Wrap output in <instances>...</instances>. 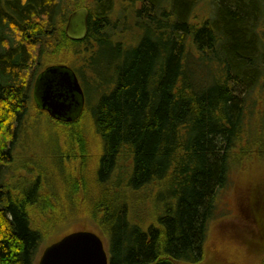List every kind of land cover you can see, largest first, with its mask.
Segmentation results:
<instances>
[{
    "label": "trees",
    "instance_id": "1",
    "mask_svg": "<svg viewBox=\"0 0 264 264\" xmlns=\"http://www.w3.org/2000/svg\"><path fill=\"white\" fill-rule=\"evenodd\" d=\"M69 1L0 0V264H35L45 237L81 223L106 237L110 264H201L218 191L251 149L239 142L250 101L263 94L264 0H132L146 27L132 44L108 21L119 0ZM84 7L89 34L72 40L68 16ZM60 49L74 62L49 65L89 68L105 86L87 87L71 123L33 98L44 57ZM34 112L73 128L71 140L88 118L92 167L72 152L59 175L34 173L18 151Z\"/></svg>",
    "mask_w": 264,
    "mask_h": 264
},
{
    "label": "rangeland",
    "instance_id": "2",
    "mask_svg": "<svg viewBox=\"0 0 264 264\" xmlns=\"http://www.w3.org/2000/svg\"><path fill=\"white\" fill-rule=\"evenodd\" d=\"M73 2L74 5L75 2L89 4V0H70L67 3L72 6L71 3ZM117 10L118 8L114 10L116 12L115 20H119ZM201 10L204 14V5H202ZM128 22L132 23L133 19L129 18ZM120 28L122 27L120 26ZM129 38L130 34H128L126 42L132 44L133 42H129ZM66 51V49H60L58 53L48 52L42 61L41 68H45L49 64L64 62L67 59L74 62V56L66 53ZM82 74L90 88H93V92L104 89L105 86L101 85V80H98V76L94 71L84 68ZM262 91L263 94L260 97L253 95L248 110L245 112L243 118L245 132L242 133L245 140L239 142V148L251 149L240 161L237 158L233 161L230 166L229 181L218 191L217 209L208 224L206 255L201 264H264V141L259 146L260 150L257 144H254L264 132V88ZM83 120L79 128L80 131H77L78 134L71 140V134L76 132L73 128L64 127L59 129L61 127H56V130L50 127L46 121L44 123L40 122L39 117L35 116L34 112L30 116V124L27 125L26 134L22 135L21 144L18 146L19 155L21 156L19 158L24 157L27 160V166L31 169L35 168L34 173L42 170L49 177H52L51 171L57 176V173L59 175V167L66 171V168L73 164V162L70 163L68 160H64V156L72 155V152H76V156L78 154V158H82L83 161L84 159L91 161L89 164V168H91L98 147L94 141L95 134L89 119L85 117ZM63 136L69 137L68 143L63 141L65 140ZM77 137H79L78 143L75 142ZM262 138H264V135ZM53 139L60 140L61 145H56L54 142L51 144L46 143V141L49 142ZM81 148H83V151ZM59 151H61V154ZM29 172L27 169H20L17 174L26 175L30 178L32 175ZM88 179L90 180L89 176ZM90 183L92 184L93 181ZM62 190L65 191L64 188ZM141 195L138 196V201L135 198H133V201L135 203L141 202ZM142 203L141 206L139 205L140 207H142ZM91 204L90 202L89 205ZM68 208L71 207L68 206ZM148 208L150 209V207ZM148 208L144 210L147 212ZM91 229V225L88 226L83 223L76 225L71 230L66 227H58L56 234L45 237L43 240L35 264H38L45 248L60 240L68 234L67 232L72 230L91 231ZM94 232L99 234L97 230ZM101 237L107 248L106 237Z\"/></svg>",
    "mask_w": 264,
    "mask_h": 264
},
{
    "label": "water",
    "instance_id": "3",
    "mask_svg": "<svg viewBox=\"0 0 264 264\" xmlns=\"http://www.w3.org/2000/svg\"><path fill=\"white\" fill-rule=\"evenodd\" d=\"M88 18L89 13L86 8L72 12L66 27L67 35L74 40L84 39L88 32ZM48 75L50 78L46 77ZM57 75L61 76L66 84L72 85L74 99L77 95L84 100L77 74L68 66H51L37 79L34 89L35 101L40 108H48L51 115L57 119L75 120L83 107L80 105L76 112L74 109L73 115L71 111L67 112L68 99L58 97L63 84L56 88L58 83H53ZM38 264H110V259L106 245L99 234L94 231L78 230L66 234L46 247Z\"/></svg>",
    "mask_w": 264,
    "mask_h": 264
},
{
    "label": "flooded vegetation",
    "instance_id": "4",
    "mask_svg": "<svg viewBox=\"0 0 264 264\" xmlns=\"http://www.w3.org/2000/svg\"><path fill=\"white\" fill-rule=\"evenodd\" d=\"M123 4L125 5V6H123ZM132 4H133V2H132V0H119L117 3H116V7H115V9L116 8H118V17H119V20L117 19V20H115V14H116V12H114L113 11V13H111V15L109 16V18H108V21H109V23H111L113 26H114V28H116V31L118 32V33H121V34H126V35H128V34H130V35H132V33L134 34V33H136V34H138V33H143V32H145V26L144 27H142L143 26V23L141 22V20H139V18L137 17V11L138 10H141L142 8H143V5H142V2H139V1H137V3H135V6H134V8L132 7ZM87 10H88V8H86ZM88 13H89V11H88ZM90 18V17H89ZM88 18V32H87V35H86V37L88 36V34H89V30H90V19ZM129 18H132L133 19V22L132 23H130V22H128L127 23V21H128V19ZM127 23V24H126ZM67 25V24H66ZM122 27V28H120L119 29V27ZM140 26V27H139ZM139 31V32H136V31ZM66 34H67V31H66ZM85 37V38H86ZM84 38V39H85ZM71 39V38H70ZM72 40H74V39H72ZM83 40V39H82ZM81 41V40H80ZM51 66H68V68L69 69H71L72 71H73V73L75 72L76 74H77V76H78V79H79V81H80V84H81V87H82V89H83V94H84V100L83 99H81V97L80 96H77L76 94V97H75V99H74V93H73V88H72V85L70 86V85H68V84H66L65 83V81L62 79V77L61 76H59V75H57V77H55L54 78V80H53V83H58V86H55L56 88L57 87H60V85L61 84H63V87H61V90H60V92H61V94L58 96L59 98H64V100L65 99H68V101H69V104L67 103V108H68V110H67V112L68 111H71V114L73 115L74 114V109H75V112H76V109L77 108H79V106L81 105L83 108H82V111L80 112V114L78 115V117L80 116V115H82L83 114V112H84V110H85V107H86V101H87V87L89 86V84L87 83V81L84 79V75H82V73L81 72H78L77 70H74V66H72V65H69V64H55V65H49V66H47V67H45V68H43V70H41L40 72H39V74L37 75V77H36V79H35V81H34V84H33V87H32V90H33V94H34V89H35V84H36V82H37V79L41 76V75H43V74H45V72H46V69L47 68H49V67H51ZM47 78L49 77L50 78V76L48 75V76H46ZM64 78V77H63ZM43 79V78H42ZM63 80V81H62ZM90 87V86H89ZM34 98V97H33ZM34 100H35V98H34ZM35 103H36V101H35ZM37 104V103H36ZM39 107V106H38ZM40 108V107H39ZM40 109H42V111H45L48 115H49V117H51V119H53V120H57V121H60V122H74V119L72 118L70 121H62L61 119H57V118H55V117H53L52 115H51V113H50V111L48 110V108H40ZM77 117V118H78ZM76 118V119H77Z\"/></svg>",
    "mask_w": 264,
    "mask_h": 264
}]
</instances>
